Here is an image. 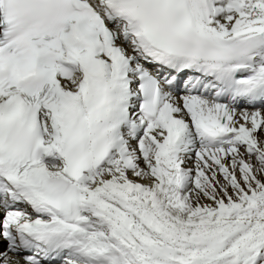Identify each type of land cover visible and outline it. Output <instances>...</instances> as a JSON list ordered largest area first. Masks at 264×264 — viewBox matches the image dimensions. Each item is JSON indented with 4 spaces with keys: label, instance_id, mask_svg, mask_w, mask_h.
<instances>
[{
    "label": "snow or ice",
    "instance_id": "6c2138e0",
    "mask_svg": "<svg viewBox=\"0 0 264 264\" xmlns=\"http://www.w3.org/2000/svg\"><path fill=\"white\" fill-rule=\"evenodd\" d=\"M0 264H264V0H0Z\"/></svg>",
    "mask_w": 264,
    "mask_h": 264
},
{
    "label": "bare ground",
    "instance_id": "6f19581e",
    "mask_svg": "<svg viewBox=\"0 0 264 264\" xmlns=\"http://www.w3.org/2000/svg\"><path fill=\"white\" fill-rule=\"evenodd\" d=\"M135 143V141H133V144ZM186 166H189V167H191L192 166V162L191 161H189L188 162V164L186 165Z\"/></svg>",
    "mask_w": 264,
    "mask_h": 264
}]
</instances>
